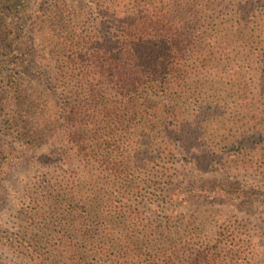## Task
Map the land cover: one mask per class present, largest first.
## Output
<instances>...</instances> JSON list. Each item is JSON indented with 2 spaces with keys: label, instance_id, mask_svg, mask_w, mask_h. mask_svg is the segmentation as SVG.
Listing matches in <instances>:
<instances>
[{
  "label": "trees",
  "instance_id": "1",
  "mask_svg": "<svg viewBox=\"0 0 264 264\" xmlns=\"http://www.w3.org/2000/svg\"><path fill=\"white\" fill-rule=\"evenodd\" d=\"M184 1L192 0H0V66H11L5 75V80L9 79L6 92L10 94L8 131L16 133L22 145L38 139L29 111L30 97L20 80L35 67L34 54L43 55L42 64L36 65L39 80L49 100L55 99L60 105L58 122L69 146L64 157L78 164L68 177L42 179L39 199L65 219L57 221L63 235L44 241L43 253L34 259L36 264L52 259H58L57 264H129L130 247L146 242L148 259L137 264H167L168 257L199 252L185 248L194 236L190 230L193 223L174 221L173 211L167 208L188 195L158 189L163 181H167L164 186L172 185L171 176H165L168 170L154 166L148 171L152 220L147 230L138 232L137 214L129 213L128 201L123 203L130 216L119 225L124 231L122 239L114 235L117 224L112 215L123 208L116 207V191L113 195L107 192L97 173L108 168L107 144L116 141V130L138 133L133 137L136 152L141 151L139 145L145 137L148 148L162 140L181 142L182 131L192 128L193 117L184 115L182 96L194 88L190 87V76L197 73L200 62L220 61L221 54L213 48L218 37L226 39L227 31L240 26L264 29V0H193L198 1L193 4L194 19L199 24H205L210 12L219 13L216 19L233 18L230 25L223 19L224 29H199L196 39L183 29ZM29 20L35 30L25 33ZM248 37L243 46L234 49L236 58L241 54L243 62H264V34L253 30ZM35 39L42 43L36 52ZM193 41L196 54H188ZM205 102L197 108L206 107ZM99 128L107 142H101ZM132 184L126 183L128 187ZM143 184L139 180L131 190ZM155 192L164 195L159 205ZM98 197L106 198V211H102L103 201ZM164 211L169 214L160 221ZM222 240L223 246L216 245L211 255L240 251L238 233L225 231ZM200 249L205 260L209 257L204 255L207 248ZM120 259L125 262L119 263Z\"/></svg>",
  "mask_w": 264,
  "mask_h": 264
},
{
  "label": "rangeland",
  "instance_id": "2",
  "mask_svg": "<svg viewBox=\"0 0 264 264\" xmlns=\"http://www.w3.org/2000/svg\"><path fill=\"white\" fill-rule=\"evenodd\" d=\"M197 2L192 0L181 4L184 7L181 14L185 17L183 29L194 38L199 36V29H224L221 25L223 19L229 21L227 25L233 23L232 17L216 19L219 13L210 12L211 17L205 18V24H199L198 19H194L193 3ZM31 22H27L28 29H23L25 33L35 30L31 29ZM253 30L264 34V29H243L240 26L227 31L226 39L225 36L218 37L213 48L221 54L220 61L200 62L197 73L190 76V87L194 88L182 96V107L184 115L190 114L194 119L190 120L192 128L188 132L182 131L181 142L162 140L158 146L148 148V138L145 137L139 145L141 151L136 152L134 138L138 133L132 129L128 133L116 130L119 139L116 137L114 143L107 144L110 153L106 156L108 168H102V174L97 171L106 191L111 195L116 191V207L123 208L112 215L117 224L114 235L120 239L124 231L119 225L125 222L129 213L138 216V232L147 230L152 220L148 206L150 168L156 166L162 171L168 170L165 176H171L172 185L164 186L167 181H163L158 185L159 190L170 189L176 194L188 195L167 208L173 211L174 221L193 223L190 230L194 236L190 242L186 241L185 248L199 252L168 257L167 264H231L232 261L236 264H264V62H249V65L243 62L241 54L236 58L234 53L235 48L245 44ZM194 42V46L189 45L188 54H196ZM34 44L36 52L42 43L35 39ZM41 57L45 56L34 54L35 67L32 66L20 80L30 97L29 111L38 138L32 144L22 145L17 141L16 133L8 131L6 107L10 94L6 92L9 79L5 80V75L11 66H0V264H36L34 259L43 253L44 241L63 235L57 221H63L65 217L53 213V206L44 205L38 190L42 179L60 180L68 177L71 170L78 169L76 162L71 164L64 157L69 146L64 140L63 125L58 122L60 105L55 99L49 100L39 80L36 65L42 64ZM204 102L206 107L203 108L207 111L197 108ZM42 113H46L43 119L40 117ZM50 117L49 123L43 121ZM102 134L104 132L100 129L101 142H107ZM50 162L53 164L48 165ZM139 180L144 184L132 191ZM129 181H133L130 187L126 185ZM102 195L105 196V192ZM155 195L159 205L164 195L159 192ZM98 199L103 201L102 211H106L107 208L103 207L106 198ZM123 203L130 212L124 211ZM168 214L164 211L158 219L163 221ZM225 231L241 235L240 251L235 254L225 250L211 255V249L225 243L222 240ZM203 247L207 248L204 255L209 256L205 260L200 249ZM147 259V242L138 248L130 247L129 264ZM57 262L58 259H52L45 264ZM122 262L125 259H120L119 263Z\"/></svg>",
  "mask_w": 264,
  "mask_h": 264
}]
</instances>
